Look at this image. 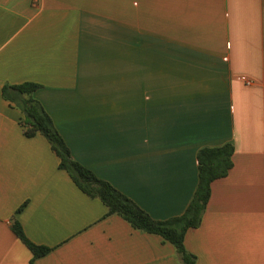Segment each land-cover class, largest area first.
Listing matches in <instances>:
<instances>
[{
  "label": "crops",
  "instance_id": "crops-1",
  "mask_svg": "<svg viewBox=\"0 0 264 264\" xmlns=\"http://www.w3.org/2000/svg\"><path fill=\"white\" fill-rule=\"evenodd\" d=\"M27 82L74 160L156 220L186 210L200 149L233 144L184 246L264 264V0H0V264H180L24 136L2 89ZM15 220L50 252L31 262Z\"/></svg>",
  "mask_w": 264,
  "mask_h": 264
},
{
  "label": "trees",
  "instance_id": "trees-1",
  "mask_svg": "<svg viewBox=\"0 0 264 264\" xmlns=\"http://www.w3.org/2000/svg\"><path fill=\"white\" fill-rule=\"evenodd\" d=\"M40 87L39 84L27 82L20 85H5L2 89V96L22 113L20 125L24 136L27 138L43 136L59 159L58 167L69 175L82 193L89 198L98 199L106 207L105 217L116 215L136 231L160 236L174 246L180 264H195L196 256L188 252L184 246L185 235L188 230L200 226L210 199L211 183L226 177L232 168L233 144L200 149L197 155L198 185L186 210L180 216L156 220L112 184L98 178L90 169L74 160L52 119L41 103L32 97ZM11 229L31 252V262L50 252V248L31 242L18 221L13 222Z\"/></svg>",
  "mask_w": 264,
  "mask_h": 264
},
{
  "label": "built area",
  "instance_id": "built-area-1",
  "mask_svg": "<svg viewBox=\"0 0 264 264\" xmlns=\"http://www.w3.org/2000/svg\"><path fill=\"white\" fill-rule=\"evenodd\" d=\"M246 83H247L248 85L250 84V82H248V81H247Z\"/></svg>",
  "mask_w": 264,
  "mask_h": 264
}]
</instances>
